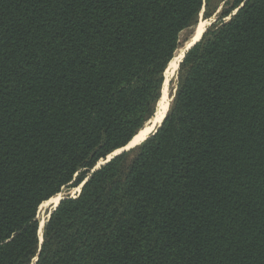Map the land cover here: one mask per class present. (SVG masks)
Here are the masks:
<instances>
[{"label":"trees","instance_id":"1","mask_svg":"<svg viewBox=\"0 0 264 264\" xmlns=\"http://www.w3.org/2000/svg\"><path fill=\"white\" fill-rule=\"evenodd\" d=\"M234 2L96 169L220 0H0V264H264V0Z\"/></svg>","mask_w":264,"mask_h":264},{"label":"rangeland","instance_id":"2","mask_svg":"<svg viewBox=\"0 0 264 264\" xmlns=\"http://www.w3.org/2000/svg\"><path fill=\"white\" fill-rule=\"evenodd\" d=\"M233 2H234V0H220V3H219L220 6L218 9V12L210 18L205 17V9H204L200 15L198 24L195 27H193L191 30L186 31L181 35V45H180L179 49L177 50L175 57H176V55L179 56V53H181L182 50L186 49L187 45L190 44L189 45V47H190L195 41H197L198 38H200V36L203 34V32L206 33L208 28H210L215 22H217L219 20L218 14L226 8H230L232 6ZM203 24H205V25H204L200 35L198 36V38H196L195 40L192 41V39L194 38V35L196 34V30H197L198 26L203 25ZM188 52L189 51L187 49L184 54H187ZM184 56L185 55H183L182 60H183ZM182 60L179 62L178 68L175 72H170V65L168 67L169 68V75L168 74L166 75V81H165V85H164L165 90L163 89L162 98H161V101L162 100L165 101V97H166L168 104L172 103L174 96H175V94L178 90V87H179V69H180V65L182 63ZM162 104L164 105L163 102H162ZM162 104L161 103L159 104L158 111L156 113L157 116L154 117V119L152 120V123H150L149 125H147L144 128V130H147L148 132L145 131L146 134L144 135L143 139L138 141L137 143L142 142L146 137H148L154 131L155 127H153V126L159 125L158 124L159 123L158 122V115L164 111V106ZM163 116H164V114H163ZM147 127H148V129H146ZM131 144H132V142H131ZM134 144H136V143H134ZM134 144H132V145H134ZM107 160L100 162L99 165L102 166V164L105 163ZM79 192H80V188H65L63 190V192L60 193L59 195H57L48 205L41 206L39 209V213H38V219L40 220V225H43L44 223H46L47 219L51 216L52 211L55 210L59 206V202L63 198L65 199L67 197H77L79 195ZM41 237H43L42 232L40 233V239H41Z\"/></svg>","mask_w":264,"mask_h":264},{"label":"water","instance_id":"3","mask_svg":"<svg viewBox=\"0 0 264 264\" xmlns=\"http://www.w3.org/2000/svg\"><path fill=\"white\" fill-rule=\"evenodd\" d=\"M204 33H205V32H204ZM203 35H204V34H203ZM203 35H202V37H201L198 41H196L195 43H193V44L188 48V51H190L193 47H195V46H196V45L202 40ZM185 57H186V54H185L183 60L185 59ZM183 60H182V62H183ZM174 97H175V96H174ZM158 106H159V104H158ZM169 106H171V104H170ZM157 111H158V107H157ZM157 111H156V113H157ZM168 112H169V111H168ZM168 112H166V114H165V116H164V119L162 120L161 123H159V125H155V126H153V127H155V128H154V131H153V132H152V133H151V134H150V135H149L144 141H142V142L139 143V144L133 145V146H130L131 143H129V145H127L126 147H124V148H122V149H120V150L114 152L112 155H110V156L108 157V160H107L105 163H103L102 165H105V164L109 163V162H110L113 158H115L116 156H119V155H121V154H123V153H125V152L130 151L131 149L136 148L137 146H139V145H141L142 143H144L147 139H149L152 135L156 134L157 131H158V129L162 126L163 121H164L165 118L167 117ZM155 116H156V114H155ZM155 116H154V117H155ZM154 117H153L150 121H148V123L145 125V127H146L147 125H149L150 123H152V120L154 119ZM145 127H144V128H145ZM142 130H143V129H142ZM142 130H141V131H142ZM141 131H140V132H141ZM140 132H139V133H140ZM132 141H133V140H132ZM100 166H101V165L97 166L96 169H99ZM83 186H84V184L81 185V187H80V192H81ZM80 192H79V193H80ZM65 199H66V198H65ZM62 200H64V198H63ZM62 200H61V201H62ZM61 201L59 202V204L61 203ZM48 219H49V218H48ZM44 227H45V223L43 224V226L40 225V233L42 232V236H43V229H44Z\"/></svg>","mask_w":264,"mask_h":264},{"label":"bare ground","instance_id":"4","mask_svg":"<svg viewBox=\"0 0 264 264\" xmlns=\"http://www.w3.org/2000/svg\"><path fill=\"white\" fill-rule=\"evenodd\" d=\"M204 25H205V24L198 26V28H197V30H196V34L194 35V38L192 39V41L195 40L196 38H198V36L200 35V33H201V31H202ZM203 34H204V32H203ZM203 34H202V35H203ZM202 35L200 36V38L202 37ZM200 38H198V40H199ZM198 40H197V41H198ZM195 42H196V41H195ZM195 42H194V43H195ZM189 45H190V44H189ZM189 45H187L186 49L182 50L181 53H179V56L176 55V57L173 59L171 65H170V72H175V71L177 70V68H178V64H179V62L182 60L183 55H185L184 53H185V51L189 48ZM160 101H161V100H160ZM162 102H164V101L162 100L161 102H159V104H160V103L162 104ZM162 105H163V104H162ZM169 105H170V104H169ZM163 106H164V105H163ZM165 114H166V112L164 113V116H165ZM156 116H157V115H156ZM164 116H163V119H164ZM163 119L160 118V115H158V122H159V123H161ZM159 123H158V124H159ZM146 129H148V127H147ZM145 131H147V130H144V129H143V130H142V131H141V132H140V133L134 138V140L132 141V144H134V143H136V144L141 143V142H139V143H137V142L143 139L144 135L146 134ZM147 132H148V131H147ZM141 137H142V138H141ZM146 138H147V137H146ZM146 138H145V139H146ZM145 139H144V140H145ZM144 140H143V141H144ZM132 144H130V146H133ZM136 144H134V145H136ZM54 198H55V197H54ZM54 198H52L50 201H48L46 204H44V206L48 205V204H49ZM41 226H43V225H41Z\"/></svg>","mask_w":264,"mask_h":264},{"label":"snow or ice","instance_id":"5","mask_svg":"<svg viewBox=\"0 0 264 264\" xmlns=\"http://www.w3.org/2000/svg\"><path fill=\"white\" fill-rule=\"evenodd\" d=\"M245 3L248 4L250 7H255L254 0H245ZM233 7H235V2L233 3ZM244 7H245V5L244 4H241L240 5V8H237L235 12H233L231 8H226L225 9V13H228V12H231L232 13V15L228 16L227 18L229 20H231L234 16H237V13H239L240 10L243 9ZM163 103H164V111L159 114L160 115V118H163L164 112H168L170 110V106L167 103V98L166 97H165V101ZM154 111H155V108L149 109L148 110V115H151ZM69 226L71 227V225H69ZM73 231H75V229H73ZM40 243L41 244H45L46 243L45 240L43 239V237H41ZM4 246L5 245L0 244V251H2V249H3Z\"/></svg>","mask_w":264,"mask_h":264}]
</instances>
